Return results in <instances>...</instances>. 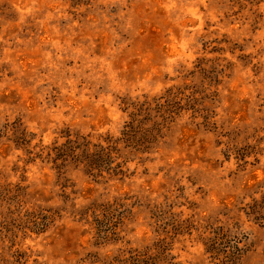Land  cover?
Returning a JSON list of instances; mask_svg holds the SVG:
<instances>
[{
  "label": "rangeland",
  "instance_id": "rangeland-1",
  "mask_svg": "<svg viewBox=\"0 0 264 264\" xmlns=\"http://www.w3.org/2000/svg\"><path fill=\"white\" fill-rule=\"evenodd\" d=\"M0 264H264V0H0Z\"/></svg>",
  "mask_w": 264,
  "mask_h": 264
}]
</instances>
